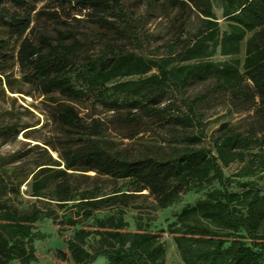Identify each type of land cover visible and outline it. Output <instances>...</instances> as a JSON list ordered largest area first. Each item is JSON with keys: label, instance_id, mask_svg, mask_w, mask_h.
<instances>
[{"label": "trees", "instance_id": "obj_1", "mask_svg": "<svg viewBox=\"0 0 264 264\" xmlns=\"http://www.w3.org/2000/svg\"><path fill=\"white\" fill-rule=\"evenodd\" d=\"M220 1L228 21L225 31L220 29L211 0H167L173 8L198 9L206 17L207 32L196 37L183 53L157 57L132 50L80 55L76 45L52 44L46 35L42 37L45 45H37L30 38L40 21L57 17L58 9L74 8L119 37L141 42L139 21L124 0H0V60L9 56L11 40H19L18 57L22 67L32 71L31 81L45 93L59 92L65 97L55 101L52 117L61 133L73 140L66 150L68 169L133 179L150 191L160 208L193 187L214 180L220 183L221 188L185 206L169 225L186 264H264V194L253 181L240 183L242 190H231L219 161L247 160L240 174L254 173L264 167V153L249 149L264 144V136L255 139L238 132L215 138L212 147L216 153L212 147L195 146L205 133L199 97L187 94L193 82L217 78L231 92L238 109L255 107L254 113L264 121V0ZM3 32L9 38L3 37ZM243 43L241 66L236 56ZM45 46L51 49L48 54L43 53ZM218 48L226 57L219 62L212 59ZM72 101H91L112 112L118 128L129 130L128 137L147 122L192 130L197 127L198 131L183 136L167 156L129 158L109 149L101 137H92L97 132L101 136V128L92 133ZM70 175L50 166L39 168L33 175L32 195L37 200L56 201L60 207L72 202L71 207H78L86 218L104 208L119 209L94 216L93 230H75L66 241L68 253L59 250L60 257L75 264H91L101 255L107 264H164L166 250L158 233L127 229L129 223L120 204L131 197L129 193L100 194L101 188L96 187L79 195ZM12 177L0 172V264H38L35 239L45 235L35 230L36 223L49 217L58 224L75 226L80 219H59L55 208L37 203L18 207L11 194L20 192L25 179Z\"/></svg>", "mask_w": 264, "mask_h": 264}, {"label": "rangeland", "instance_id": "obj_2", "mask_svg": "<svg viewBox=\"0 0 264 264\" xmlns=\"http://www.w3.org/2000/svg\"><path fill=\"white\" fill-rule=\"evenodd\" d=\"M134 17L138 19L141 42H134L119 37L113 30L99 26L88 15L74 8L58 9L57 17L40 21L35 25L30 38L37 45L44 44L42 37H49L52 44L76 45L80 55L96 54L101 51L132 50L147 53L157 57L177 56L183 53L201 33L207 32L206 17L196 8L185 10L173 8L167 0H124ZM213 12L219 22L221 31L228 29V21L223 15L220 0H211ZM53 9V7H51ZM55 10V9H54ZM3 37L9 38L6 32ZM20 41L11 40L10 54L7 59L0 60V172L7 177L23 180L20 192L11 194L15 205L27 208L33 203L42 207L56 209L59 219L67 217L78 218L80 222L75 226L58 224L52 218L45 217L36 223L35 230L43 233V238L35 239L38 264H75L70 259H63L59 250L68 253L67 239L71 238L75 230L86 227L95 229V218L113 214L119 208H104L94 212L93 217L86 218L78 207H60L56 201L37 200L32 195L33 175L39 168L50 166L55 170H66L71 175L75 191L80 195L84 189L100 187V194L112 193L117 190L129 193L131 197L125 204V219L130 231L147 229L160 235L165 246L164 264H186L170 233L169 225L176 221L179 213L187 205L194 204L198 199L205 198L215 189L221 188L217 180L203 183L183 193L171 205L160 208L157 201L147 189L130 178H116L96 171L68 169L66 167L68 140L59 129V124L53 119L52 112L55 101L66 100L59 92L45 93L40 86L31 81L32 71L22 67L18 51ZM51 52L45 46L43 53ZM241 61L245 59V43L242 51L236 56ZM215 61L226 59L218 48L212 57ZM179 63V62H178ZM177 64V62H174ZM191 97H199V111L202 115V126L205 136L203 141L195 146L212 147L214 139H221L227 134L241 132L255 139L264 136V121L254 113L255 107L247 110L238 109L233 101L231 92L225 90L217 78H208L205 81L191 83L187 88ZM87 125L93 129L101 128L102 134L92 137H101L105 145L129 158H138L147 155L164 157L179 144V140L193 130L181 126H162L147 122L132 137L126 133L129 130L118 128L112 112L102 106H94L91 101H72ZM250 152L262 151L264 144H254ZM216 153V148L212 147ZM246 150L247 153H250ZM248 159V158H247ZM225 178L230 179L231 190H242L240 183L253 181L264 194V167L250 175H241L240 170L246 161L239 158L226 164L219 160ZM55 163V164H51ZM60 163V164H58ZM142 189V190H140ZM93 236L91 237V239ZM90 239V241H91ZM9 264H22L12 261ZM91 264H107L105 256H99Z\"/></svg>", "mask_w": 264, "mask_h": 264}]
</instances>
